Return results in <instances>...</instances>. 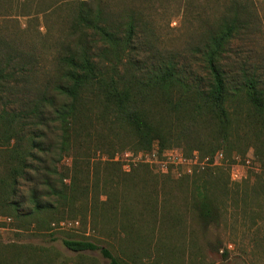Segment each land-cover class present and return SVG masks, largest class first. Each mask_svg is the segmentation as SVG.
I'll return each instance as SVG.
<instances>
[{
	"label": "rangeland",
	"instance_id": "374dc122",
	"mask_svg": "<svg viewBox=\"0 0 264 264\" xmlns=\"http://www.w3.org/2000/svg\"><path fill=\"white\" fill-rule=\"evenodd\" d=\"M77 1L0 0V67L6 76L0 113L17 116L22 135L41 137L46 146L60 147L63 139L60 123L52 119L69 104L60 92L68 85L64 59L88 45L70 28ZM234 2L245 10L219 61L227 91H246L248 81L264 91V0H100L114 18L127 9L141 18L125 51L100 57L105 79L131 91L138 109L160 123L169 143L136 149L132 131L111 124L103 99L85 94L67 149L38 153L43 163L29 162L30 179L18 180L16 210L4 205L9 194L0 189V242L48 254L37 251L27 261L24 250L17 263L109 264L100 250L74 254L62 244L87 240L125 264H264V192L252 185L253 178L244 183L259 172L254 153L264 155V125L255 121L241 92L226 102L227 126L195 108L186 92L207 91L206 38ZM92 34L87 41L99 55L107 46ZM168 67L180 84L165 96L153 77ZM10 151L0 148V179L9 174ZM54 168L65 176L61 183L53 176L55 188L68 198L73 194L64 201L50 197L53 210L27 216L31 191H47L40 178ZM202 186L216 211L207 225L196 198Z\"/></svg>",
	"mask_w": 264,
	"mask_h": 264
},
{
	"label": "trees",
	"instance_id": "16d2710c",
	"mask_svg": "<svg viewBox=\"0 0 264 264\" xmlns=\"http://www.w3.org/2000/svg\"><path fill=\"white\" fill-rule=\"evenodd\" d=\"M90 0H79L76 6L74 16L71 18L70 28L73 33H79V42L87 43L86 46H79L73 49L67 58L65 64L67 71L64 74L68 85L60 88V92L67 99L69 104L63 108L53 112V121L59 122L62 130V141L60 147L46 146L41 137L34 134H23V129H19L18 117L8 112L0 113V148H10V165L9 174L0 179V189L3 194L9 197L5 199L7 207H13L16 210L17 205L13 201L14 195L17 193V185L19 179H30V172L34 169L32 163H43L39 158L38 153L44 155L49 154L55 148L59 151H65L69 146V131L70 126L77 119L79 114L78 106L82 98H86L90 94L100 97L104 102V113L110 114L112 123H120L132 131L135 136L136 149L148 150L154 142H158L161 148H164L169 143L166 132L163 131L160 123H155L140 111L131 95V91L118 90L115 83L107 82L101 64L100 57L117 56L120 50L125 51L131 44L136 29L141 24V18L136 11L127 9L117 18L108 15L105 8L102 7L97 0L95 3ZM245 10V6L234 2L232 11L226 13L221 19L216 28L209 32L204 45V57L207 64L211 81L207 91H186L191 94V98H195L191 103L195 108L205 110V114L210 115L221 124L227 126L229 118L226 109V102L232 93L241 92L246 100V103L253 108L255 121L264 125V91L259 89L253 81L246 83V91H227V84L224 73L219 67V61L224 53L225 46L230 42L233 36L239 30L241 15ZM113 18V19H112ZM92 32L91 37L99 38V41L107 46L99 55H95L91 51V47L87 41L88 34ZM6 76L0 67V93L3 91ZM154 84L165 91L162 92L165 96H170L173 92L168 91L175 84H180L172 68L168 67L165 71L158 73L153 77ZM97 89L98 91H91ZM89 90V91H87ZM190 98V99H191ZM197 100V102H196ZM181 107L178 103L175 108ZM35 111H37L35 109ZM18 127V128H17ZM14 144L11 146V142ZM57 150V149H56ZM256 167L259 172L250 173L245 184L253 180L254 187H261L264 192V155L257 153L255 150ZM46 175L40 178L39 186L46 188L47 191L37 193L36 189L31 191L30 204L31 208L26 214L27 216L37 218L42 213L51 211L55 205L49 201L50 197H57L61 201L70 199L68 196L55 188L52 178H59L61 183L65 176L60 174L56 168L46 170ZM203 184L204 181L202 180ZM38 189V188H37ZM198 203V213L202 222L207 225L216 220V211L208 195V191L204 186L197 189L196 193ZM1 199V198H0ZM2 205V201L0 200ZM63 246L74 254H79L85 251L100 250L102 255L109 260V264H125L115 258L107 249L99 248L93 242L87 240H63ZM29 250L27 256L24 257L27 261H32L37 251L46 258L44 253L46 249L34 248L31 245H18L16 243L3 244L0 242V264H19L17 261L21 257V252ZM44 252V253H42ZM38 255V254H37ZM40 255V256H41ZM39 256V255H38ZM42 258V257H41ZM47 262V261H46ZM40 264L41 262H36ZM42 264V263H41Z\"/></svg>",
	"mask_w": 264,
	"mask_h": 264
}]
</instances>
